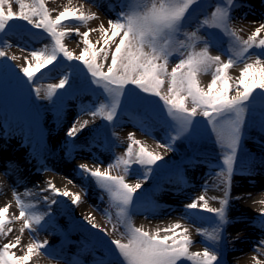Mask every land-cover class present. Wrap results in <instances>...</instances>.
Segmentation results:
<instances>
[{"label":"snow or ice","instance_id":"1","mask_svg":"<svg viewBox=\"0 0 264 264\" xmlns=\"http://www.w3.org/2000/svg\"><path fill=\"white\" fill-rule=\"evenodd\" d=\"M13 2L18 5V11L13 10ZM123 7L126 10L119 13L116 19H110L107 27L102 22L99 28L81 32L79 25H86L99 17L95 13H86L83 6H73L71 0L62 10L49 8L46 0H0V41L3 43V47H0V67H10L2 62V58L12 61L18 59L15 55L9 57L5 50L11 47L6 37L20 27L10 22L26 21L51 38L50 44L31 52L34 64L29 61L27 66L21 68L28 82L33 81L41 69L48 68L51 72L49 66H59L58 61L78 62L75 66H69L72 70L65 72L58 84L48 85L42 98L51 101L57 96L58 89H64L66 85L72 87L71 77L82 72L90 85L103 90L106 98L96 108H83L82 113L93 118L100 116L115 127L114 121L122 101L130 93L138 90L137 95L144 94L139 95V98L149 105L154 102L148 97H157L162 102L161 107L171 118L168 126L175 132V135L169 136L167 144L158 145L168 150H172L177 140L191 136L202 123L196 117L202 116L203 123L211 125L223 153L217 179L223 185L225 198L220 200V207L214 208L201 195L186 207L197 209L203 201V209L215 214L219 222L211 231H197L211 241L212 245H218L221 232L229 223L228 196L250 101L257 89L261 90L259 96L264 99V59H261L264 57V38H259L264 33V23L244 39L239 34L243 29L237 30L232 26L234 0H224L215 5H208L206 0H126ZM208 7H214V10L206 13L202 21H197L194 31H188L196 14L204 12ZM53 12L57 14L53 15ZM65 21L76 23L66 24ZM206 28L220 30L229 37L227 51L230 54L227 60L222 59L221 55L211 54L210 47L215 46L214 40L211 36L201 34V29ZM92 32L100 33V38L95 42L89 38ZM72 35L81 38L83 47L78 55L65 44V39ZM254 48L261 50L255 58L249 54ZM173 56L177 57V62L170 67ZM237 64H243V67L238 77L233 78L229 70ZM209 73L210 82L202 86L199 77ZM34 92L37 98H41L39 87ZM88 124L87 120L82 124L77 121L68 130L67 136L75 138ZM128 139L131 142L126 153L117 157L107 169L79 165L82 174L93 178L110 195L113 205L119 210L118 222L125 228L120 239L111 241L105 238L106 230L100 229V232L105 233V236L99 237L102 243L114 246L109 248V252L115 259L106 264H181L182 261L191 264H219V254L211 247H205L202 252L190 251L194 242L189 229L179 222L164 228L157 227L155 231L134 225L132 216L140 207L139 201L143 199L142 194L137 195L142 182L128 183L126 176L133 171V165H139L143 176L147 178L153 171L152 166L164 157L150 151L135 139L134 134H129ZM116 167H122L123 173L112 175V169ZM49 190L52 197L43 198L49 205L58 203L54 198L56 196L67 197L72 204L78 205L81 202L79 193L61 190L51 182L44 189ZM240 198L242 197H237ZM16 202L19 215H8L10 204L0 208V238L13 232L11 225L16 221H22L20 234L7 243L0 244V264H29L33 256L38 255L40 250H45L48 244L47 241L34 239L20 249L22 254L18 255L13 251L21 245L24 231L28 229L36 233L49 215L47 212L34 211L35 205L26 204L19 195L16 196ZM260 203L264 204V200ZM260 211L264 217V208ZM85 219L92 228H99L91 217ZM116 230L114 225L113 231ZM261 244L264 245V241ZM260 251L264 252V248ZM254 264H264V261L254 258Z\"/></svg>","mask_w":264,"mask_h":264},{"label":"rangeland","instance_id":"2","mask_svg":"<svg viewBox=\"0 0 264 264\" xmlns=\"http://www.w3.org/2000/svg\"><path fill=\"white\" fill-rule=\"evenodd\" d=\"M49 1L52 4L62 3L60 0ZM223 2L224 0H206L208 5ZM46 3L48 6L47 1ZM125 3L126 0H97L100 11L99 19L91 20L86 25H79L80 31H88L98 20L105 22V27H107L110 19H116L119 13L126 10L123 7ZM13 10L18 11V5L15 2H13ZM213 10L214 7H208L204 12L197 13L187 30L194 31L197 21H202L205 14ZM231 15L232 26L237 30L243 29L239 34L247 39L261 23H264V0H234ZM10 23L20 27L16 28L6 39L8 42L19 39L28 43L30 50L25 51L27 54L51 43V38L47 33L41 29H34L26 21ZM65 23L76 22L65 21ZM201 34L205 37L211 36L214 40L215 46L210 47L211 54L221 55L222 59L227 60L230 54L227 51L229 37L220 30L211 28L201 29ZM89 38L92 40V33ZM259 38H264V33H261ZM116 39L118 40L119 37ZM80 41V37L72 35L65 39V44L69 48L68 42L74 43L80 53L83 47ZM260 51V49L254 48L250 50L249 54L255 58ZM26 57L21 55L15 61L2 58V62H7L10 67H0V113L2 114L0 129L5 128L21 136L20 140L23 141L26 148L33 152L32 162H37L40 168L44 167L46 160L70 168L73 165L77 167L78 164L72 163L73 158L78 153L77 148L83 145L93 152V155L99 156L102 160L105 159L106 164H102V170H104L108 168L109 164L114 163L117 157L126 153L127 146L131 142L128 139L129 134H134L135 139L141 141L150 151L156 152L152 145L160 148L162 152L159 151V154L164 159L152 166L153 171L147 178L143 176L139 165H133V171L126 176L128 183L142 182V188L138 190L137 195L142 194L143 199L139 201L140 207L133 215L134 217L132 216L133 222L136 215H142L140 225L146 229L149 224H152L153 231H155L157 227H165L161 226L160 222L166 219V215L176 211L174 207H178L177 213L183 220L181 225L189 229L192 241L201 242L198 244V248L192 244L190 251L202 252L205 247H211L219 254V264H240L233 258L232 251L234 248L242 249L244 243L259 251L264 248V245L261 244V241H264V217L261 215L260 208L254 207L251 210L242 208L240 202L236 200L239 192H235L237 180L247 182L245 189L252 185L248 181L258 180L264 183V99L259 96L260 89L253 93L249 112L245 118L232 186L228 196L229 223L224 226L218 245H212L211 241L207 240L201 232L204 229L211 231L219 222L218 218L214 213L203 209V201L200 202L201 206L197 209H187L186 207L201 195H204L209 205L214 208L220 207V200L225 198V193L222 190L223 185L217 179V174L221 170L223 153L216 142V135L212 132L211 125L203 123L202 116H197L196 119L202 123L191 136L177 140L172 150L161 148L158 145L167 144L169 136L175 135V132L168 126L171 124V118L167 116L166 110L161 107L162 102H159L157 97H148L154 102L149 105L139 98V95L144 94L137 95L138 90H135L122 101L121 109L114 121L115 127H112L100 116L91 117V121L85 127L89 128L90 132L87 135H80L74 141L67 136V132L57 134L64 120L65 110L77 103H80L84 108L88 106L96 108L99 103L105 102L103 90L96 88L95 85H90L87 77L79 72L71 77L72 87L66 85L64 89H58L57 96H54L51 101L44 99L42 97L45 95L48 85L58 84L63 74L72 70L69 66H75L78 62L58 61L59 66H49L52 69L51 72L46 68L42 74L39 73L33 81L28 82L21 71L24 66L20 63ZM175 62H177V57L173 56L170 59V67L174 66ZM241 65L243 67V64H237L229 70V74L233 78L238 77L240 72L238 68ZM106 68L107 64L105 70ZM46 75L61 76L57 82H52L44 78ZM203 78L210 82L211 74H203L199 77L201 85L206 86L202 82ZM39 84L41 98H37L34 92ZM129 87L131 88V86ZM128 119H131L132 124L126 123ZM76 122L74 121V123ZM72 170L85 179L87 193L93 195L92 198L97 201V204L100 202V208L90 207L89 210L91 218L95 224L99 225V228L94 229L91 224L83 221L76 204H72L67 197L56 196L58 203L55 204L56 216L53 220L55 222L53 227L50 225L49 218L45 217L42 227H38L36 233H32L28 229L24 231L30 242L34 239L48 242L46 249L40 250L37 255L40 260L38 264H102V262L106 264V262L115 259L109 252V248H114V246L104 245L99 237L105 236V233L100 232V229H105V238L108 241L121 238V233L125 231V228L118 222L119 210L113 205L110 195L93 178L82 174L77 169ZM122 173V167H116L112 169L111 174L120 175ZM37 175L43 181L48 180L47 175L43 172L37 173ZM201 177L202 184L198 182ZM206 183L218 191L216 199H209L210 191L205 186ZM83 190L80 189V194L82 198H85ZM252 191L254 192V190L250 192ZM259 193L261 195L263 192ZM244 199L248 201L253 198L245 196ZM252 204L256 206L258 203L252 202ZM13 212L15 215H19V210L14 209ZM16 224L21 226L22 221H16ZM114 225L116 231H113ZM197 229H200L201 232H198ZM2 242L3 240L0 238V244ZM181 264H191V262L182 261Z\"/></svg>","mask_w":264,"mask_h":264},{"label":"bare ground","instance_id":"3","mask_svg":"<svg viewBox=\"0 0 264 264\" xmlns=\"http://www.w3.org/2000/svg\"><path fill=\"white\" fill-rule=\"evenodd\" d=\"M48 2L49 8H55L58 10H62L63 6L69 5V0H60L62 3L59 4H52L49 0H46ZM71 4L73 6H83V10L86 13H95L98 17H100V14L98 13L97 8V0H71ZM57 14L56 12H53V15ZM100 20L95 22L92 25L93 29L99 28ZM105 25V22H103ZM70 38V37H68ZM100 38L99 32H92V41L95 42L97 39ZM11 47L6 48L5 50L8 52V56L15 55L18 58L21 57V55L27 56L24 61H20L21 65L27 66V63L31 61L34 64V61H32L31 53H26L25 51L30 50V45L24 41H21L19 39H13L11 42H9ZM69 49L73 51L75 54H79V50L77 49V46H75L74 43L68 42ZM0 46L3 47V43L0 42ZM8 61H12L7 59ZM18 60V59H17ZM7 63V62H5ZM242 65L238 68V70H241ZM45 69H41L40 72L36 73L38 75L39 73H43ZM61 75H46L44 78L49 79V81L57 82ZM39 79V78H38ZM205 85L209 83L208 79L203 78L202 81ZM37 85V87H39ZM84 107H81L80 103H77L74 106L69 107L65 110L64 120L62 121L61 128L57 134L66 133L68 130L72 127V124L74 121H81L82 124L83 121H91V115L82 113V109ZM1 110V109H0ZM2 114L0 113V116ZM128 124H132L131 119H128L126 121ZM89 127V126H88ZM85 127L79 131L75 138H72V140H76L80 135L84 134L87 135L90 131H88ZM13 133L12 131L8 129H0V189L1 186L9 188V192L13 194V197L15 198L14 201H16V196L19 195L22 200L26 204H32L35 205V208L33 209L36 212H47L49 213L48 217L50 220V225L53 227L54 225V217L56 216L55 210L56 205L51 204L49 205L47 202L44 201V197H52V192L44 191V189L48 188V183L51 182L55 185L56 188H59L61 190L67 189L73 193H81L80 189H84V196L85 198L81 197V202L76 207L78 208V211L81 213L82 220L85 222H88L85 217H91L90 216V207L93 208H100L99 203L97 204V201H95L93 195L91 193H87L86 191V181L84 178H82L79 174H76L73 172L72 169L79 170V165L81 164H87L90 168L94 167H100L102 170V164H106L105 159H101L99 156L93 155V152L88 150V148H85L83 145L79 146L77 148V155L73 159L78 164L77 167L74 165L72 168L64 166L62 164H56L54 162L45 161V165L43 168H40L38 166L37 162H32V156L33 152L31 150H28L21 141V136L19 134ZM22 142V143H21ZM153 149L159 153L162 152L160 148L157 146L152 145ZM82 160V163H81ZM99 162V163H95ZM80 171V170H79ZM43 172L47 175L48 180L43 181L37 173ZM7 177L8 183L5 182L3 177ZM71 181V183H69ZM202 184L203 179L202 177L198 180ZM246 181L237 180L235 182V188L236 193L239 192V196H236V200L240 202V206L246 210H251L254 207L264 208V204L260 203V201L264 200V183L258 180L248 181V183L252 184L250 186H247L246 188ZM201 186V185H200ZM206 187L209 188V199L213 200L212 198L216 196L218 193L217 190L213 189L208 183L205 184ZM80 188V189H79ZM239 188H242L241 190H238ZM251 190H254V192H250ZM248 192V193H247ZM250 192V193H249ZM259 192H263L261 195ZM244 194V195H243ZM250 194V195H249ZM81 195V194H80ZM253 197L252 200L244 199V197ZM237 197H242L240 199H237ZM56 199V197H54ZM88 198V199H86ZM216 198V197H215ZM10 202V203H9ZM6 202V200L0 199V208L11 205V208L9 210V216L14 214V209L19 210V206L17 204V207L13 206L11 201ZM71 202V201H70ZM238 202V203H239ZM251 202V203H250ZM253 203H258L256 206ZM176 211L173 213L166 215V219L164 221H161V226L167 227L168 225L172 223L179 222L180 224H183V220L180 218V215L177 213L179 210L178 207H174ZM93 219V218H92ZM94 222V220H93ZM13 228V232L9 234L5 238H1L3 240L2 243H7L9 240L14 239L15 235L20 234L19 228L20 225L16 224V222L11 225ZM152 224H149L147 226L146 230L153 231ZM193 231V229H192ZM248 240V239H247ZM193 246L195 248H198L199 242L198 240H193ZM246 241V240H245ZM244 241V242H245ZM29 239H27L26 233L24 232L22 235V243L17 249H13V251H16L18 255L22 254L20 251L21 248H23L27 243H29ZM243 248L238 249L234 248L232 251V256L236 261L240 264H254V258H259L260 260L264 261V253L251 247V245L244 243L242 244ZM262 246V245H260ZM39 257L37 255H34L29 264H38L39 263Z\"/></svg>","mask_w":264,"mask_h":264}]
</instances>
